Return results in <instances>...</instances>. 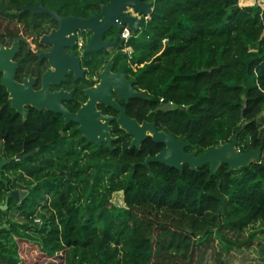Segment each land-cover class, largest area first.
Wrapping results in <instances>:
<instances>
[{
    "label": "trees",
    "instance_id": "obj_1",
    "mask_svg": "<svg viewBox=\"0 0 264 264\" xmlns=\"http://www.w3.org/2000/svg\"><path fill=\"white\" fill-rule=\"evenodd\" d=\"M107 1L0 0V34L8 33L11 41L16 17L39 28L35 18H49L27 19L31 14L21 12L22 5L85 18ZM151 2L148 18L126 43L130 54H124L134 67L128 64L134 83L152 97L150 119L197 155L237 133V149L260 147V162L229 172L221 164L211 176L208 164L179 172L150 163L149 176L140 162L160 149L152 140L144 150H130L128 143L109 149L78 131L64 142L57 129L46 128L48 136L34 143L35 120L22 122L0 105V140L7 134L8 145L0 157L24 156L30 151L23 148L37 144L59 148L33 152L1 169L8 187L0 182V204L10 190L26 195L17 202L9 197L0 210V264H23L18 240L35 243L48 258L60 256L64 264H176L172 251L183 249L191 257L200 245L194 261L202 264L216 236L225 249L240 246L243 228L264 221V2ZM117 193L120 205L111 200ZM144 214H171L177 223L158 221L153 235L141 223ZM197 226L204 227L202 236L191 239L189 228Z\"/></svg>",
    "mask_w": 264,
    "mask_h": 264
},
{
    "label": "water",
    "instance_id": "obj_2",
    "mask_svg": "<svg viewBox=\"0 0 264 264\" xmlns=\"http://www.w3.org/2000/svg\"><path fill=\"white\" fill-rule=\"evenodd\" d=\"M100 12L90 14L89 17L83 18L73 15L66 17L58 15L56 11L43 7L41 4L36 6L22 5L21 11H28L32 14H47L58 23V30L51 32L48 36H44L42 41L49 44L53 43L52 54L50 61L55 66L56 71H66V67L70 63L72 70L76 76H79L78 66L74 64L73 60L66 59L65 68L62 67L58 58H55L56 52H60L62 45H72L75 32H82L88 30L92 33L87 42L85 52H91L97 49L106 48L112 42H102L101 36L108 28L118 26L120 24L127 25L133 32H138L139 27L142 26L144 15H148L152 10V2L149 0H108L105 4L98 3ZM132 9L134 15H131L127 10ZM24 40L21 36L15 37L10 47H0V71H3L1 84L6 87L10 94V107L16 110L19 114H26L23 109V104H31L37 109L44 107L49 111L63 115L64 121H73L76 123L77 130L90 143L96 147H100L105 140L106 146L112 149L111 141L113 138L110 135L111 127L108 121L112 119L110 116H101L100 112L95 109V102L102 103L106 106H111L116 109L119 114L116 122L121 129L132 136L129 148H138L146 136V130H149L152 141L156 144L164 145V148L154 154L148 155L141 162V165L147 168L148 175L152 176L149 170L150 163H160L167 167H172L182 172L183 166L187 165L189 169L196 170L197 168L208 164L209 175L211 176L221 164L227 166V171L244 168L251 163L260 162L261 148L249 149L247 151H237L236 143L238 134L235 133L229 142L211 147L202 154L195 156V151L189 153L184 152L185 142L176 137L165 133L163 130H157L155 122H143L139 124L135 119L129 118L124 110L112 99V90L120 94L122 98L127 101L128 98L146 99L143 94L136 92L130 85V82H125L122 75V70L116 74H110L108 68L110 64L105 65L103 73L101 74V83L86 90L88 96L87 103L83 105L77 113L71 114L64 108L58 105L57 97L51 99L50 102L44 106L34 103L36 101L35 94L29 89V84L18 85L13 81V72L15 63L11 61L17 48L19 41ZM59 41V42H58ZM58 42V43H57ZM68 62V63H67ZM166 101V100H165ZM245 104L243 103L240 110V117H243ZM102 120V121H101ZM28 155H31L29 153ZM23 156L21 159H23ZM9 162L4 157L0 158V182L7 188V180L1 176V169ZM26 195V191L10 190L5 196L4 201L0 204V210H5L8 206V199L11 197L14 201H19Z\"/></svg>",
    "mask_w": 264,
    "mask_h": 264
},
{
    "label": "flooded vegetation",
    "instance_id": "obj_3",
    "mask_svg": "<svg viewBox=\"0 0 264 264\" xmlns=\"http://www.w3.org/2000/svg\"><path fill=\"white\" fill-rule=\"evenodd\" d=\"M42 6L46 7L44 5ZM127 11L131 15H134L132 9L128 8ZM95 12H100V8L99 11ZM30 14L31 18L29 17L27 19L31 20H34V17L32 15H42L32 13ZM35 19L40 20H36L38 24L40 23V28L39 25L27 26L23 23V19H18V17H16L15 26L18 29L17 33L12 35L11 41L9 40L8 33L2 32L0 34V47H10L15 37L21 36L24 39L22 41H19V47L17 48L13 58H11V61L15 63V67H13V81L18 85H24L27 83L29 84V89L32 93L35 94L36 101L34 103L44 106L45 104L50 102L51 99L55 98L56 95L59 106H61L71 114L77 113L78 110L87 103L88 96L86 95V90L95 88V86L101 83V74L103 73L104 67L105 65L110 64V67L108 68V72L110 74H116L119 70H122V75L125 82L129 81L131 87L136 92L143 94L146 97V99L130 97L127 99V101H125L122 96H120V94H117L112 90V99L116 101V103L124 110L125 114L129 118L135 119L139 124H142L143 122L151 123L152 121H154L150 119L151 108L149 104L152 101V97L147 91L136 86V84L134 83V76L129 72L128 69L130 60L128 58L126 60L124 57L125 52L123 51L124 47L122 45L123 40L121 38V31L125 27H127V25L120 24L118 26H112L108 28L105 32H103L101 41H110L112 42V44L107 46L106 48L101 47L100 49L91 52H85L84 50L87 47V42L92 33L88 30H83L82 32L77 31L73 33L74 39L72 45H62L59 49L60 52H56L55 58H58L63 68L67 66L65 64L66 59H68L69 62L70 60H73L74 64L78 66V71L76 72L79 73V76H76L75 72L70 66V63L66 67V71H56L55 66L52 65L49 58L52 54L53 43L49 44L42 41V38L44 36H48L51 32L58 30V23L50 16L49 18L37 17ZM131 32L133 33L132 30ZM79 39L82 40L81 46H78ZM129 67L134 70V67L130 64ZM3 74L4 72L0 71V105H8V108L14 113L16 119H19L22 122H25L29 119H31L32 121L35 120L36 127L39 128L38 135H36L34 143H38L37 136L39 137V139L41 136H48L44 131V129L46 128L57 129L58 135L65 138L64 142L69 141V138L71 137L72 133H74V131H78V125L76 123H74L73 121L65 122L62 114L49 111L44 107L37 109L31 104H23V109L27 111L26 114L17 113L16 110L10 107V94L7 91L6 87L1 84ZM95 109L97 112H100L101 116L106 115L112 117V119L108 121V125L111 127L109 132L111 137L113 138V140L111 141V146L113 144L114 148L118 146L120 148H123V146L128 143L127 148L130 150H139L142 146H144L143 150L149 148L150 140H152L149 130H146V136L138 148H129L132 136L126 133L117 124L116 118L119 112L113 107L106 106L97 101L95 102ZM80 135L82 136L81 133ZM6 137L7 134L2 135V138L0 140V152H6L7 150L8 145L5 144ZM102 145H106L105 140L101 143V146ZM160 145V149L154 154L160 152L164 148V145ZM56 149H59L58 146L50 144H37L33 148H23L22 152L25 150H29V153L32 154L33 152L37 151H50ZM191 151H186L184 147V152L189 153ZM148 155L150 154L148 153L146 156ZM24 156L26 157L29 155L26 154ZM195 156H198L196 154V151ZM1 157L9 160L7 164H10L13 160L21 159L23 156H19L18 154H16L15 157Z\"/></svg>",
    "mask_w": 264,
    "mask_h": 264
},
{
    "label": "rangeland",
    "instance_id": "obj_4",
    "mask_svg": "<svg viewBox=\"0 0 264 264\" xmlns=\"http://www.w3.org/2000/svg\"><path fill=\"white\" fill-rule=\"evenodd\" d=\"M264 0H239L240 5H250L254 3H263ZM81 40V39H79ZM121 195L117 193L111 198L115 204L121 203ZM141 223L144 228L148 231L153 232L155 235L157 232L154 231V227L157 226V222L168 220L172 224H176L177 220L171 214H165L163 216H155L151 214H144V217L139 216ZM220 221L224 220V216L219 217ZM225 221V220H224ZM36 224H39L36 222ZM185 226V225H183ZM206 227V225H204ZM204 227L197 226L189 228L193 232L191 239L197 240L201 238ZM154 228V229H153ZM216 227H212V231L215 232ZM215 235V234H214ZM242 241H245L242 245H228V248H224L225 241L220 237L216 236L215 240L211 242L213 247L209 248L206 255L202 261V264H261L264 263V221L254 220L251 221L246 227L243 228L240 234ZM231 240V239H230ZM20 247V257L23 264H64V261L60 256H54L53 258H48L41 253L40 249L35 243L28 241L18 240ZM197 245L193 249L192 256L183 255L184 250L179 249L178 251H172V259L176 264H186L190 259H196L197 257ZM220 251V252H219ZM191 264H196L192 262Z\"/></svg>",
    "mask_w": 264,
    "mask_h": 264
},
{
    "label": "built area",
    "instance_id": "obj_5",
    "mask_svg": "<svg viewBox=\"0 0 264 264\" xmlns=\"http://www.w3.org/2000/svg\"><path fill=\"white\" fill-rule=\"evenodd\" d=\"M148 18V15H144L143 16V19H144V21L146 20ZM131 35H132V32H131V29L127 26V27H125L122 31H121V38H122V40H123V51L125 52V53H127L128 55L130 54V52H131V50H130V48H128L127 46H126V43H127V41L129 40V38L131 37ZM81 44H82V40H79L78 41V46H81ZM161 102H163L164 104H168V105H170V104H172L171 102H167V101H165L163 98H161V100H160ZM237 151H239L238 149H237ZM34 222L36 223H41V221H40V219L39 218H37V217H35L34 218Z\"/></svg>",
    "mask_w": 264,
    "mask_h": 264
},
{
    "label": "clouds",
    "instance_id": "obj_6",
    "mask_svg": "<svg viewBox=\"0 0 264 264\" xmlns=\"http://www.w3.org/2000/svg\"><path fill=\"white\" fill-rule=\"evenodd\" d=\"M149 1H152V0H149ZM140 28V27H139ZM237 148V147H236ZM241 152V151H240Z\"/></svg>",
    "mask_w": 264,
    "mask_h": 264
}]
</instances>
